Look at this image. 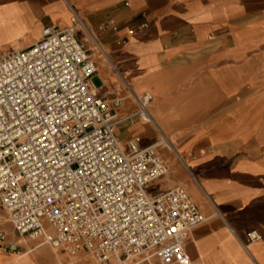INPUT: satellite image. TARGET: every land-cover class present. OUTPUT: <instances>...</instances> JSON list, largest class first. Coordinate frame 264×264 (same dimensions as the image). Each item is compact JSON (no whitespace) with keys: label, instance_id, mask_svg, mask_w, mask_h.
<instances>
[{"label":"crops","instance_id":"obj_1","mask_svg":"<svg viewBox=\"0 0 264 264\" xmlns=\"http://www.w3.org/2000/svg\"><path fill=\"white\" fill-rule=\"evenodd\" d=\"M73 10L105 50L92 84L106 100L124 99L118 115L135 112L130 91L153 96L156 125L133 118L115 132L125 149L161 133L175 147L161 150L165 186L184 187L208 218L186 239L192 263L264 264V0H0V58L46 28H68ZM78 38L94 53L84 32ZM5 229L17 251H0V264L93 263Z\"/></svg>","mask_w":264,"mask_h":264},{"label":"built area","instance_id":"obj_2","mask_svg":"<svg viewBox=\"0 0 264 264\" xmlns=\"http://www.w3.org/2000/svg\"><path fill=\"white\" fill-rule=\"evenodd\" d=\"M70 23L0 58V251H17L10 226L19 240L86 252L92 264H193L185 242L208 218L182 186L147 192L168 175L161 150L175 147L161 133L125 149L115 132L133 118L156 125L153 96L130 91L136 110L120 117L124 99L106 100L92 84L105 50L74 10Z\"/></svg>","mask_w":264,"mask_h":264},{"label":"rangeland","instance_id":"obj_3","mask_svg":"<svg viewBox=\"0 0 264 264\" xmlns=\"http://www.w3.org/2000/svg\"><path fill=\"white\" fill-rule=\"evenodd\" d=\"M118 132L120 133L119 136H120L121 139H126L128 137L129 133L123 132L122 130H120V128H119ZM153 135H154V133H153V131L151 129H147L145 132H143V137L145 139H151L153 137ZM165 179H166V177L163 180H160V181L150 185L148 187V189H147V192L149 194H151V195H155V194H157L159 192H163V191L167 190L168 188H166L165 183H164ZM64 253H66V252H64ZM44 254L45 253L43 251L38 252L37 253L38 260H41V261L44 260L45 259V255Z\"/></svg>","mask_w":264,"mask_h":264},{"label":"bare ground","instance_id":"obj_4","mask_svg":"<svg viewBox=\"0 0 264 264\" xmlns=\"http://www.w3.org/2000/svg\"><path fill=\"white\" fill-rule=\"evenodd\" d=\"M36 240H39V239H36V238H35V239L31 240V241H36Z\"/></svg>","mask_w":264,"mask_h":264}]
</instances>
